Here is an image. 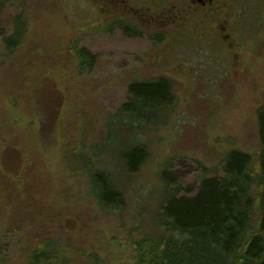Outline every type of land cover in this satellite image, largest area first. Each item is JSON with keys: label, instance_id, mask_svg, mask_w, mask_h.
I'll return each instance as SVG.
<instances>
[{"label": "rangeland", "instance_id": "rangeland-1", "mask_svg": "<svg viewBox=\"0 0 264 264\" xmlns=\"http://www.w3.org/2000/svg\"><path fill=\"white\" fill-rule=\"evenodd\" d=\"M110 1L9 0L0 13V264H29L46 241L54 243L51 251H68L67 264H89L92 255L105 264H133L143 198L168 158H174L169 173L192 196L205 168L220 172L223 152L260 148L264 25L245 37L223 24L217 47L205 38L214 30L204 28L195 41L187 34L167 48L152 43V28L130 35L118 21L144 17ZM225 1L228 12L264 0ZM21 12L29 31L9 55L2 38ZM83 48L95 59L92 67L80 68ZM159 77L175 84L173 118L150 133L153 158L128 191L129 212L104 214L74 172L88 169L74 159L109 131L105 158L118 155L128 139L109 115L129 100L132 81Z\"/></svg>", "mask_w": 264, "mask_h": 264}, {"label": "trees", "instance_id": "trees-1", "mask_svg": "<svg viewBox=\"0 0 264 264\" xmlns=\"http://www.w3.org/2000/svg\"><path fill=\"white\" fill-rule=\"evenodd\" d=\"M263 4L236 8L235 29L245 37L252 28L263 27ZM8 5L9 0H1L0 13ZM12 26L11 33L2 38L9 55L18 51L30 27L23 12L13 17ZM77 57L82 69L95 62L84 48L77 51ZM128 90L129 100L109 115L115 120L113 126L126 134L123 150L106 160L109 131L104 141L85 146L87 154L81 152L74 159L88 169L74 172L86 180L100 211L120 217L130 209L128 191L153 158L150 133L168 125L178 105L175 84L166 77L134 80ZM257 117L259 150L223 152L217 166L220 172L208 174L205 168L200 188L192 196L185 195L183 186L169 173L174 158L165 161L156 186L143 198L138 237L132 241L133 264H264V107ZM53 244L39 245L29 264H67L68 251H51ZM89 259V264H105L97 255Z\"/></svg>", "mask_w": 264, "mask_h": 264}, {"label": "flooded vegetation", "instance_id": "flooded-vegetation-1", "mask_svg": "<svg viewBox=\"0 0 264 264\" xmlns=\"http://www.w3.org/2000/svg\"><path fill=\"white\" fill-rule=\"evenodd\" d=\"M133 1V3L131 0H111L110 2L113 6H116V3H121V8L129 11L132 16L135 14L143 16L145 21L141 18H136V21H133L135 20L134 17L127 16L124 22L130 28L128 26L121 27L125 28L130 35L135 34L139 37H142L140 28H152L155 33L150 36L154 45H164L168 48V45L179 43L178 37H186L187 34L193 35V41H195L199 38L197 35L201 31L203 32L204 28L214 30L213 34H209L205 38L216 44L219 37L217 30H221L223 24L227 26L232 24L233 30L235 29L236 8L238 7L231 6L230 11H225L226 8L230 7L228 4L231 1H225L221 4L222 0H192L191 3L190 0H161L159 5L156 4L157 0ZM224 11L225 13H222ZM187 15H191L190 20L186 17ZM138 22L140 23L139 26L137 25ZM166 28L171 30L168 33H163Z\"/></svg>", "mask_w": 264, "mask_h": 264}]
</instances>
